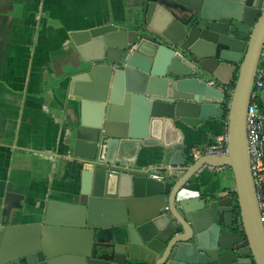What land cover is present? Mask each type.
I'll return each instance as SVG.
<instances>
[{
    "label": "water",
    "instance_id": "95a60500",
    "mask_svg": "<svg viewBox=\"0 0 264 264\" xmlns=\"http://www.w3.org/2000/svg\"><path fill=\"white\" fill-rule=\"evenodd\" d=\"M139 5L133 29L69 33L80 57L69 89L80 116L68 142L83 164L79 200L49 201L42 221L16 225L22 196L7 194L0 264H264L246 141L264 0ZM259 100L264 108V88ZM226 113L227 154L185 155L177 125L196 129ZM151 158L158 167L144 166ZM205 165L231 168L235 192L197 190Z\"/></svg>",
    "mask_w": 264,
    "mask_h": 264
},
{
    "label": "crops",
    "instance_id": "0c3cea01",
    "mask_svg": "<svg viewBox=\"0 0 264 264\" xmlns=\"http://www.w3.org/2000/svg\"><path fill=\"white\" fill-rule=\"evenodd\" d=\"M141 19L139 0H0V204L9 193L22 196L13 224L42 221L49 201L79 200L83 164L71 157L68 142L80 116V104L69 98L80 57L69 33L110 23L133 29ZM177 126L188 155L225 133L227 119ZM158 159L144 166L158 167ZM220 168L205 165L195 188L235 192L232 169Z\"/></svg>",
    "mask_w": 264,
    "mask_h": 264
},
{
    "label": "built area",
    "instance_id": "2783aa9c",
    "mask_svg": "<svg viewBox=\"0 0 264 264\" xmlns=\"http://www.w3.org/2000/svg\"><path fill=\"white\" fill-rule=\"evenodd\" d=\"M264 88V45L260 55L254 89L246 113V141L250 159V171L261 220L264 225V108L259 100V92ZM228 150L227 131L215 137L211 145L190 147L189 156L196 161L205 155L222 156ZM211 170L220 167L209 166Z\"/></svg>",
    "mask_w": 264,
    "mask_h": 264
},
{
    "label": "trees",
    "instance_id": "16d2710c",
    "mask_svg": "<svg viewBox=\"0 0 264 264\" xmlns=\"http://www.w3.org/2000/svg\"><path fill=\"white\" fill-rule=\"evenodd\" d=\"M223 118L227 119V113H226L225 117H223Z\"/></svg>",
    "mask_w": 264,
    "mask_h": 264
}]
</instances>
